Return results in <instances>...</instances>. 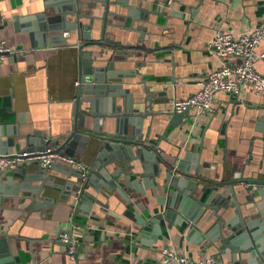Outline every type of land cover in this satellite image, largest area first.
Instances as JSON below:
<instances>
[{
  "label": "crops",
  "instance_id": "obj_1",
  "mask_svg": "<svg viewBox=\"0 0 264 264\" xmlns=\"http://www.w3.org/2000/svg\"><path fill=\"white\" fill-rule=\"evenodd\" d=\"M170 1L166 8L162 6L166 0H113L106 19L107 39L143 48H127L136 58L114 63L115 71L129 73L138 66V74L121 80L131 94L143 96L141 83L154 94L151 111L158 115L144 119L143 132L150 128L149 139L156 140L165 153L175 151L177 146L192 145L204 176L229 179L259 170L264 155V94L250 88L238 95L217 93L212 112L195 116L190 110L189 117L178 127L168 121L173 101L196 93L197 84L218 67V60L206 49L207 43L218 33L240 34L258 25L264 18V0ZM46 3L54 4V0H0V37L14 51L0 61V130L6 134L35 132L39 134L33 136L35 142L44 137L57 139L70 130L78 74L75 33L64 47L35 50L30 45L29 34L36 24L32 18L44 11ZM92 7L95 8L89 10L83 6L79 11L95 17L105 15L104 6L97 3ZM132 8L136 9L133 17L129 12ZM156 11L168 15L162 17L153 13ZM65 17V21H74V17ZM88 22L83 19L84 24ZM90 24L92 40H98L102 21ZM83 49L93 55L101 50L92 45ZM262 50L264 42L257 48ZM232 62L229 59L227 63ZM255 69L264 75V62L256 63ZM15 143L16 152L26 147L24 138H17ZM74 157L83 160L84 156ZM50 177L61 190L44 192L52 201L34 211L22 204V193L17 194L18 198L1 196L0 264H160L161 250L166 247L191 261L217 255L214 247L196 245V240L188 242L184 228L171 227L157 242L149 235L144 239L134 237L129 228L133 225L124 213L129 209L147 217L148 210L143 208L152 201L141 198L126 185L124 193L129 202L115 192L100 194L88 188L84 200L73 207L71 192L75 186L67 190L64 187L74 178L54 171ZM122 179L123 176L118 181ZM243 196L244 193L239 203ZM259 205L264 209L263 203ZM232 216L229 209L226 219ZM61 231L71 233L76 241L74 260L58 241ZM218 258L222 264H233L230 254Z\"/></svg>",
  "mask_w": 264,
  "mask_h": 264
},
{
  "label": "water",
  "instance_id": "obj_2",
  "mask_svg": "<svg viewBox=\"0 0 264 264\" xmlns=\"http://www.w3.org/2000/svg\"><path fill=\"white\" fill-rule=\"evenodd\" d=\"M112 1L54 0V4L46 3L44 11L32 18L36 21L29 34L32 49L64 47L66 40L75 33L77 41L73 46L78 48V74L75 100L71 106V127L62 137L53 140L44 137L39 142H35L39 135L35 132L30 135L6 134L0 130V158L11 159L18 155L24 160L12 169H0V204L1 196L18 198L17 194L22 193L24 195L19 198L22 204L26 203L27 209L34 211L46 206L52 199L44 192L61 190L52 184V171L74 178L64 187L67 190L75 186L71 192L73 207L84 200V191L88 188L100 194L115 192L129 202L124 193L126 185L141 198L152 201L143 208L148 210L147 217L129 209L125 211L133 225L129 228L134 237L144 239L149 235L153 242H157L171 227L184 228L188 242L196 240V245L214 247L217 257L230 254L233 264H264V209L259 205H264V155L263 167L259 170L233 175L229 179H215L203 175L201 162H197L198 155H194L192 145L189 148L177 146L175 151L165 153L156 140L149 139L150 128L144 133L142 123L145 118L158 115L151 111L154 94L144 83H141L143 96H134L124 88L121 80L138 74L137 65L130 73L114 68L119 59L125 63L134 57L127 48L135 47L134 51L143 48L105 37ZM115 1L119 3L121 0ZM167 1L162 6L170 7L171 1ZM97 3L105 7L103 17L79 11L83 6L92 10L95 8L92 4ZM50 9L51 13L48 12ZM129 10L133 17L136 9ZM153 13L162 17L168 15L164 11ZM66 15L74 17V21H65ZM83 19L89 22L84 24ZM94 20L102 21L98 40H92L90 32V23ZM90 45L101 48L97 55L84 51L83 48ZM106 50L111 53L108 55ZM101 63L104 65H99ZM188 117L189 110L171 113L168 124L178 127ZM19 137L25 139L26 147L16 152L14 146ZM48 149L81 162L85 169L82 171L59 163L43 166L35 158ZM75 154L84 156L83 160L74 157ZM126 165L130 169L124 170ZM121 176L123 179L119 182ZM130 176H134L133 179ZM43 193L45 197L42 198ZM242 193L243 202L239 203ZM137 208L142 211L140 206ZM229 209H232L233 216L226 219ZM62 244L67 248L70 246V243Z\"/></svg>",
  "mask_w": 264,
  "mask_h": 264
},
{
  "label": "built area",
  "instance_id": "obj_3",
  "mask_svg": "<svg viewBox=\"0 0 264 264\" xmlns=\"http://www.w3.org/2000/svg\"><path fill=\"white\" fill-rule=\"evenodd\" d=\"M262 42H264V18L258 25L240 34L218 33L206 45L207 51L218 60V67L197 84L199 89L196 93L185 99L174 100L169 113L180 114L185 110H192L195 116L210 113L214 109L213 103L217 93L238 95L243 89L250 88L264 94V75L259 74L255 69L256 63L264 62V50L257 51ZM13 53L14 51L0 37V61ZM229 59L234 62L227 63ZM35 159L41 161L43 166L59 163L82 171L85 169L81 162L55 154L50 149L46 153L40 155L38 153ZM23 161L18 155L11 159L2 156L0 169L5 167L12 169ZM58 240L62 243H70L68 255L74 260L76 241L70 238L68 232L59 233ZM159 262L160 264H222L220 259L213 255L191 261L187 256L168 247L161 250Z\"/></svg>",
  "mask_w": 264,
  "mask_h": 264
}]
</instances>
